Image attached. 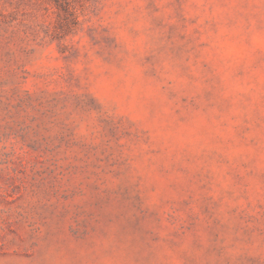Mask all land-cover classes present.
<instances>
[{
	"label": "rangeland",
	"instance_id": "374dc122",
	"mask_svg": "<svg viewBox=\"0 0 264 264\" xmlns=\"http://www.w3.org/2000/svg\"><path fill=\"white\" fill-rule=\"evenodd\" d=\"M0 264H264V0H0Z\"/></svg>",
	"mask_w": 264,
	"mask_h": 264
}]
</instances>
